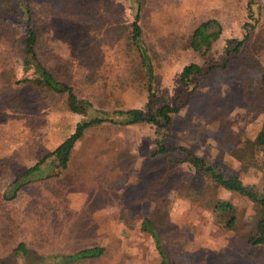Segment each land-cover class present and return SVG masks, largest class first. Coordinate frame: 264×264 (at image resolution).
<instances>
[{"label":"rangeland","instance_id":"obj_1","mask_svg":"<svg viewBox=\"0 0 264 264\" xmlns=\"http://www.w3.org/2000/svg\"><path fill=\"white\" fill-rule=\"evenodd\" d=\"M29 1L37 27L47 35L46 44L41 48L52 69L58 65L67 68L72 77H65L99 108L146 107L148 78L121 80L128 77L130 64L120 54L116 37L109 30L120 18L132 19L134 9L129 1L79 3V0L70 14L53 11L50 0ZM147 1L145 38L156 54L159 53L155 61V84L158 94L171 102L182 89L179 76L183 66L200 59L191 50L172 49L179 33H189L201 20L221 17L225 30L215 46V54L221 56L226 39L242 36L243 23L254 22L247 16L248 0ZM13 9L20 11L17 4ZM254 10L260 21L256 24L258 31L252 32L257 44L251 48L264 65V0H258ZM9 27L8 37L0 36V71L10 61L17 64L21 61L17 54H11L7 45L11 39H21L26 34L23 12L10 18ZM99 36L107 45L97 51L93 45ZM259 77L260 71L253 68L235 79L219 76L214 98L215 120L207 115V107H197L196 96L183 97L185 105L175 119L166 144L170 148L190 147L197 154L220 162L228 174H240L246 183L261 182L264 167L244 170L239 160L240 143L256 136L264 118L256 105L259 98L264 100V91L259 96L255 93ZM208 85L209 80L205 83ZM21 99V104L14 109L0 99L2 186L37 162L36 153L30 147L32 143L43 142L55 149L74 132L82 118L71 111H49L44 105L45 97L31 86L26 87ZM221 121L230 125L226 131L220 129L217 133L215 129ZM25 125L30 131L23 129L22 140L17 142L15 132ZM162 135L163 130L153 124L94 126L77 146L70 167L72 173L67 171V175L54 176L49 181L50 189L55 188L59 198L49 190L45 194L35 187L22 189L18 194L19 212L12 215L20 222L27 212L26 223L19 230L36 249L29 262L52 264V256L41 252L45 238H50L49 233L58 236L60 230L71 228L77 239L73 248L91 243L106 245L105 255L91 264H161L151 232L141 228L146 214L163 208L172 222L163 230V242L172 251L190 253L195 264H264V246H252L247 240L256 212L253 202L223 187L207 190L204 201L214 195L231 200L239 208L238 228H220L215 223L213 209L204 205L199 196L191 195L187 187L192 182L198 183L200 177L192 178L185 166L175 169L165 157L152 158L157 138ZM26 139L28 143L23 145ZM173 153L184 155L177 149ZM53 171V165H46L39 175ZM162 177L165 179L160 181ZM177 180L180 185L175 183ZM194 197L198 202L193 201ZM54 208L56 214L50 220L49 213ZM2 259L6 256L0 257V264ZM24 261L21 255L15 258L16 264Z\"/></svg>","mask_w":264,"mask_h":264},{"label":"trees","instance_id":"obj_2","mask_svg":"<svg viewBox=\"0 0 264 264\" xmlns=\"http://www.w3.org/2000/svg\"><path fill=\"white\" fill-rule=\"evenodd\" d=\"M50 1L52 2L51 9L56 13L70 14L77 7L79 0ZM84 1L81 0L79 3ZM127 1L134 9L132 19L120 18L109 30L116 37L115 42L118 43L120 54H123L130 64L127 67L128 77L125 76L124 79L121 77V80L129 82L132 79H142L146 76L148 78L146 88L149 95L145 108L110 110L97 107L90 96L80 94L75 84L66 78L71 79L72 77L67 68L58 65L52 69L46 63V52L41 46H45L47 35L37 27L38 24L33 19L30 1L0 0V36L7 38L10 34L9 21L12 16L23 12L26 21L25 36L21 39L8 40L9 51L11 54H17L21 61L19 64L16 61H10V64L1 69L0 99L8 104V107L14 109L15 106L21 104V97H23L26 87L31 86L38 94L45 97L44 105L49 111H71L82 116L74 132L55 149L46 147L43 142H39L38 145L32 143L30 147L36 153L37 162L17 174L8 185L2 186L0 184V257L6 256V259H2L3 264H16L17 255L25 258L24 264H38L33 261L29 262L30 256L36 249L29 239L22 236L23 234L21 235L19 230V227H24L21 224L26 223L27 212H24L26 218L20 222L16 221L12 215L13 212H19L17 208L18 194L28 186L42 189L45 194L48 193V190L52 191L59 198L55 188L50 189L51 177L58 176L60 178L67 171L72 173L70 167L78 144L84 140L88 130L101 124L112 126L153 124L163 130V135L157 138V148L153 150L152 158L165 157L175 169L179 166H185L189 168L192 178L200 177L199 182L202 183L192 182L187 187L190 189L191 195L199 196V200L203 201L204 205H209L213 209L215 223L220 228H238L239 208L231 200L214 195L207 197L204 201L203 195L207 194V190L223 187L252 201L256 212L250 223L251 227L247 233V240L252 246H264V176L261 182L246 183L240 174H228L220 162L199 155L190 147L170 148L166 144L175 119L185 105L183 97L193 98L196 96L198 98L196 103L198 106H196L198 108L207 107L209 110L207 115L213 117L214 120L216 119L214 98L218 89L217 78L219 76L224 75L235 79L252 68L258 69L260 77L255 86V93H258L259 96L261 91H264V65L258 55L254 53V49L251 48V45L257 44L253 39L252 32L258 31L256 24L260 21V17L256 15L254 10L258 0H248L246 6L247 16L254 19V22L247 20L243 23L242 36L226 39L221 56L215 54L217 51L215 46L223 37L225 30L221 17L214 16L201 20L189 33L181 32L177 35L175 38L177 42L172 46V49L191 50L200 59L183 66L179 76L182 89L173 102L164 96H160L155 84V61L159 58V53L156 54L157 51L145 38V24L147 23L145 14L147 13L148 1ZM15 4L20 7V11L13 9ZM255 37L257 38V36ZM106 45L107 42H104V39L99 36L98 42L93 47H96L95 50L98 51ZM63 76H66V79ZM208 80L210 85L205 86ZM256 101H258L256 102L258 109L264 113V100L259 98ZM199 111L197 112L199 113ZM229 125L230 123L221 121L215 130L216 132L220 129L226 131ZM23 129L28 133L30 131V127L25 125L20 131L15 132L17 142L22 140L20 136ZM27 143L28 140L26 139L23 145ZM239 148L241 150L239 160L244 170L251 167H264V118L261 129L256 136L244 139ZM173 149L180 150L184 155L174 154ZM46 165H53L54 171L45 176L39 175L40 169L42 170ZM85 168L86 165L83 170ZM170 174L168 175L170 176ZM152 177H150L151 180ZM150 178L146 182L150 181ZM163 179L165 178L162 177L160 181ZM178 182L179 180L175 183L180 185ZM193 201L198 202L195 197ZM55 214L56 209H51L50 220L54 219ZM169 223L172 222L168 213L160 208L146 214L141 228L143 231L151 232L161 264H195L190 253L172 251L163 242V230ZM60 231L58 236L55 235L56 233L53 235L49 233L50 238L46 237L47 240L45 238V245L41 250L42 253H48L52 256V264H91L102 258L107 251L106 245L102 243H91L73 248L77 241L75 231L71 228Z\"/></svg>","mask_w":264,"mask_h":264}]
</instances>
